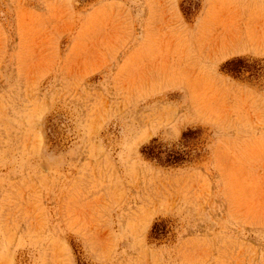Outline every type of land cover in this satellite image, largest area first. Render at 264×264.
Segmentation results:
<instances>
[{
  "label": "rangeland",
  "instance_id": "rangeland-1",
  "mask_svg": "<svg viewBox=\"0 0 264 264\" xmlns=\"http://www.w3.org/2000/svg\"><path fill=\"white\" fill-rule=\"evenodd\" d=\"M0 264H264V0H0Z\"/></svg>",
  "mask_w": 264,
  "mask_h": 264
}]
</instances>
